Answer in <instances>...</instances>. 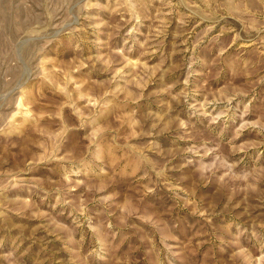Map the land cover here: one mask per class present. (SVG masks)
Returning a JSON list of instances; mask_svg holds the SVG:
<instances>
[{
  "label": "rangeland",
  "instance_id": "rangeland-1",
  "mask_svg": "<svg viewBox=\"0 0 264 264\" xmlns=\"http://www.w3.org/2000/svg\"><path fill=\"white\" fill-rule=\"evenodd\" d=\"M0 264H264V0H0Z\"/></svg>",
  "mask_w": 264,
  "mask_h": 264
}]
</instances>
